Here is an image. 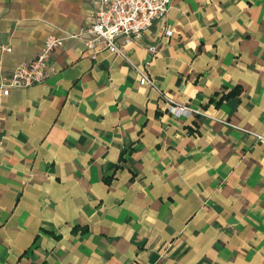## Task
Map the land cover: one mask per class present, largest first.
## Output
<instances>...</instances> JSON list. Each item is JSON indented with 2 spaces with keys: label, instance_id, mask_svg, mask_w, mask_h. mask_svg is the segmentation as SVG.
I'll use <instances>...</instances> for the list:
<instances>
[{
  "label": "crops",
  "instance_id": "crops-1",
  "mask_svg": "<svg viewBox=\"0 0 264 264\" xmlns=\"http://www.w3.org/2000/svg\"><path fill=\"white\" fill-rule=\"evenodd\" d=\"M94 10L0 0V89L65 39L0 95V264H264V0H175L125 58L84 47Z\"/></svg>",
  "mask_w": 264,
  "mask_h": 264
},
{
  "label": "built area",
  "instance_id": "built-area-1",
  "mask_svg": "<svg viewBox=\"0 0 264 264\" xmlns=\"http://www.w3.org/2000/svg\"><path fill=\"white\" fill-rule=\"evenodd\" d=\"M173 1L175 0H94L92 20L80 31L79 37L84 40V47L91 52L93 58L104 50L125 58L119 40L128 44L133 38H140L154 22L167 16ZM64 41L61 38H47L44 48L32 61L19 64L12 70L7 84L0 89V95L7 96L11 89H26L45 82L51 74L50 56ZM98 42H101L100 46L96 45ZM5 51L10 49L6 48ZM148 51L153 56L156 53L154 47L148 48ZM136 71L140 84L156 90L160 98L169 105L170 113L186 116L198 113L187 105L175 103L160 92L146 71ZM256 137L264 141V137Z\"/></svg>",
  "mask_w": 264,
  "mask_h": 264
},
{
  "label": "trees",
  "instance_id": "trees-1",
  "mask_svg": "<svg viewBox=\"0 0 264 264\" xmlns=\"http://www.w3.org/2000/svg\"><path fill=\"white\" fill-rule=\"evenodd\" d=\"M235 94H238V91L233 90V91L230 92L226 97H231V96H233V95H235ZM82 231H83V230H82Z\"/></svg>",
  "mask_w": 264,
  "mask_h": 264
}]
</instances>
